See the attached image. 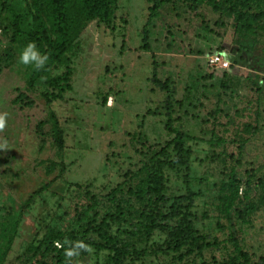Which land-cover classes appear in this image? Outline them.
Masks as SVG:
<instances>
[{"label": "rangeland", "instance_id": "obj_1", "mask_svg": "<svg viewBox=\"0 0 264 264\" xmlns=\"http://www.w3.org/2000/svg\"><path fill=\"white\" fill-rule=\"evenodd\" d=\"M31 7L26 0L17 6L27 26ZM148 7L146 0H119L109 25L87 22L75 11L68 53L71 77L61 99L50 105L41 96L42 86L27 90L29 66L18 62L20 52L0 63V112L8 113L7 127L0 133V208L13 207L18 215L30 196L44 188L22 214L5 264H20L42 219L64 210L69 213L65 224L74 207L87 202L74 185H90L102 197L121 181L123 172L139 164L138 153L147 140L169 137L162 110L141 119L148 110L159 111L165 99L152 82L153 71L173 91L175 127L195 138L194 170L203 194L196 203L198 218L219 239L234 231L248 252L264 254V210L251 216L250 224L233 222L234 228L219 212L221 186L232 169L237 176H244L245 169L264 175V40L251 44L239 37L230 17L207 6L194 11L190 2L174 1L160 7L154 18H149ZM143 30L147 51L140 49ZM8 37V31L0 30L1 55ZM212 54L231 65L225 77L220 70L211 72ZM21 93L31 105L15 102ZM50 113L63 131L60 158L48 135L40 149L36 133L38 122ZM49 130L48 124L42 128L46 134ZM51 162L59 166L50 167ZM257 196L252 192V198ZM103 259V253L91 251L74 257L72 264H101Z\"/></svg>", "mask_w": 264, "mask_h": 264}, {"label": "trees", "instance_id": "obj_2", "mask_svg": "<svg viewBox=\"0 0 264 264\" xmlns=\"http://www.w3.org/2000/svg\"><path fill=\"white\" fill-rule=\"evenodd\" d=\"M26 1H30L32 6V22L28 26L17 9L19 0H0V30L9 34L7 46L0 54V63L9 61L12 53L20 52L28 42H35L42 54L49 55V61L43 71L28 67L27 90L42 86L41 96L46 105H50L61 99L71 77L68 53L75 34L73 13L79 10L83 20L109 25L119 0ZM146 1L149 3V18H154L164 5L188 1L194 11L207 6L220 16L230 17L235 33L251 44L264 40V0ZM146 38L143 30L140 46L143 51L149 49ZM61 68L64 71L58 74L56 71ZM211 68V72L220 70L222 77L229 69ZM152 82L165 93V99L159 111L148 110L141 119L146 115H161L162 110L166 118L164 129L169 137L147 140L146 145L143 144L144 149L138 153L139 164L123 172L121 181L102 197L98 198L90 190V185H74L83 191L87 202L74 207V214L65 224V216L69 213L59 210L57 204L59 211L53 215L54 218H44L37 224L36 234L25 247L20 264H67L64 248H57L54 243L59 241L63 244L66 238L73 242L83 240L95 255L103 253L101 264H264V254L248 252L234 231L221 240L212 235L198 218L196 203L203 194L198 187L202 180L194 170L192 143L195 138L182 126L174 125L173 91L168 81H159L153 71ZM52 90L58 91L54 93ZM24 101L32 104L25 94L15 98V102ZM47 124L50 130L46 134L42 128ZM36 131L40 137V149L46 143L43 137L48 135L60 158L64 139L56 116L50 113L46 121H39ZM137 136L139 139L140 135ZM56 166L59 163L51 162L50 167ZM60 167L63 173L62 162ZM243 174L237 176L236 170L232 169L228 182L221 186L219 196V212L233 228V222L250 224L251 216L264 210V175L257 176L252 169L243 170ZM43 192L44 188H41L31 195L18 215L13 207L0 208V264H5L18 236L22 214ZM252 192L258 193L256 199L252 198ZM85 254L88 252L80 255Z\"/></svg>", "mask_w": 264, "mask_h": 264}, {"label": "clouds", "instance_id": "obj_3", "mask_svg": "<svg viewBox=\"0 0 264 264\" xmlns=\"http://www.w3.org/2000/svg\"><path fill=\"white\" fill-rule=\"evenodd\" d=\"M49 61V55L41 53L35 42H28L20 50L18 62L24 66H31L35 71L46 70V65ZM113 103L112 98H109V105ZM8 113L0 112V133L4 132L7 127ZM57 248H64V255L67 264H72L74 257L80 256L81 252H91V247L83 240L70 241L67 238L63 244L59 241L54 242Z\"/></svg>", "mask_w": 264, "mask_h": 264}, {"label": "built area", "instance_id": "obj_4", "mask_svg": "<svg viewBox=\"0 0 264 264\" xmlns=\"http://www.w3.org/2000/svg\"><path fill=\"white\" fill-rule=\"evenodd\" d=\"M208 65L219 69H226L229 64L222 57L218 55H212L208 58Z\"/></svg>", "mask_w": 264, "mask_h": 264}]
</instances>
